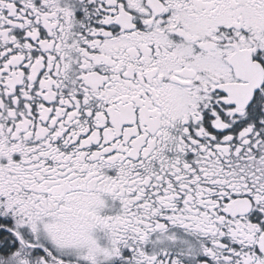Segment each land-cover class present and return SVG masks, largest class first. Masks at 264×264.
<instances>
[{"label":"snow or ice","instance_id":"1","mask_svg":"<svg viewBox=\"0 0 264 264\" xmlns=\"http://www.w3.org/2000/svg\"><path fill=\"white\" fill-rule=\"evenodd\" d=\"M0 264H264V0H0Z\"/></svg>","mask_w":264,"mask_h":264}]
</instances>
